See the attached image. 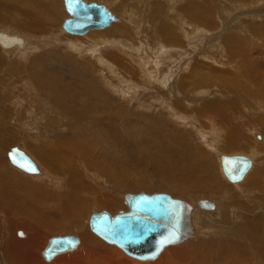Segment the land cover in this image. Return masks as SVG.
<instances>
[{
	"label": "bare ground",
	"instance_id": "1",
	"mask_svg": "<svg viewBox=\"0 0 264 264\" xmlns=\"http://www.w3.org/2000/svg\"><path fill=\"white\" fill-rule=\"evenodd\" d=\"M21 1H24L27 7L22 8L21 13L24 15L25 19L31 20V23H33L31 25V28L33 30L29 26H24V28L26 27V29L28 27V37L31 36L32 39H37L38 42H40V40H42V42H46L47 38L39 39V37L47 36H44V30H46V33L48 31L50 34L57 33L53 35V37L56 36V40L53 39L55 41V44L60 41L61 44H65V46H67L66 44H69L71 46H82L85 49L84 54L90 56L89 59H76L72 54H66L67 56H64L63 54L62 56L63 52L55 47L56 49H51L49 51L54 55V58L49 62L47 61V56L45 55H36L34 57L37 61H40L42 63V65L44 66L43 69L45 70H39L36 72L34 68L31 67L34 70V73H28V76L34 74H43L44 76L48 77L51 82H53L52 85L54 86L53 90H55V92H48L51 97H53V94L58 95L57 93H60L62 96H66V94H64L60 90V88H58L59 79L54 76L53 72V70L58 67L59 62H65L69 66L70 73H74V69L77 74L80 75L76 78V87L80 92V96H78L79 101L63 103V98L59 94V96L57 97L58 102H54L52 104V106L54 107V111H56L57 113L59 111L60 114L62 111L68 112L73 116L77 114V117L88 116L91 126H99L100 128H102V131H100L101 134L93 132L91 135L88 132L86 133V128L81 129L83 126H79L80 131H77V128L75 129L74 127L60 128L59 120H57V118L55 119L56 122H53V125L47 122V120H49L50 118L46 119L47 123L41 125V123H38L39 120L37 122V119H39L38 116L42 115L39 114L38 107L33 105L31 101L29 102V97L28 99H25L24 95L21 97V101L23 103H27L28 109L38 115L34 118H30V116H28L27 118L31 124V133H27L23 138L28 137L27 140L31 139L34 141H29L27 143L25 142L26 144L24 145H26V148L28 147V149L34 153L36 159L47 168L44 170L38 167V164L35 163L37 166V171H27L10 160V158L8 157V151L6 152L8 162H3L4 160L1 156L3 155V151L0 150V264H199L200 262L201 264H264V199H257L255 198L254 194L259 192L258 189L264 187V169L260 166H257L254 167L255 169L252 172H249L250 168L253 165V162H255L253 158L255 156L252 155V158H250L251 164H249V166L243 173V176L240 179L232 180L227 177L222 168L221 156L224 154L217 152L224 149H236L242 144L247 143L243 141V138L248 134L237 129L231 124L234 121V118L231 115V112L234 110V106H229L228 112L223 110L222 106L220 105L203 107L201 112H209L210 114L215 115L216 121L224 127L223 131L225 133L220 136V132L217 131L216 126H203L205 129L202 128V130H200V139H204L208 135V140H210L207 141L206 139H204L206 141V143L204 142L205 149L208 147L209 150L214 151L216 157L220 162L224 177L228 181H230L231 183H238L244 179L245 182L241 184L240 187V198L242 199V201L236 200V197L223 198V196H220L218 197V199H214L216 201H219L216 202L217 204L214 203V208L215 205L218 207L215 208V211L213 213H211L213 207V204L211 203L213 201H210L207 198H200L204 200H198L195 202V204L182 199L185 204L183 206L184 214L181 216L182 221H180V223L183 222V226L181 227L180 232L183 231L184 234L180 239L164 245L154 257H136L127 252L118 243L105 239L102 235L92 229L90 225V216L93 213L88 217L89 228L97 236L103 239L105 243L87 230L85 220L86 211H88L89 209H97L96 207L100 205L103 210H106L109 213L118 211V214L119 211H125L126 206H124L121 202V193L123 195V202L129 209V205L126 201V194H134L137 193V191L125 193L124 190L126 186L123 187L122 183L129 181L131 184L139 187L140 185L145 187H159L154 183L149 184L148 180H150L152 176L148 175V168L155 171L154 177L158 175V179H160V182L164 185V187L177 190L180 195H183L186 190L190 192L192 190L198 191L199 189L218 190V188H213V186L215 185V180L213 181L214 176L210 169L208 155L202 148L199 147L198 144L190 139V136L186 132L183 133L184 130L182 128H177L175 125L165 122L164 124H162V126H165L170 130H168L167 132L158 130V132H155L153 134V129L159 128L161 126H157V122H152L149 120L147 123L145 122V124L143 123V121H140L141 124L143 123V126H139L140 117L145 118L147 116H142V113L132 111V108H136L139 106L142 108L141 100L132 101L131 105L120 103L116 100L115 97L112 96V94L110 95V89L108 86L103 85V87L100 83V80L97 82L98 78L100 79L102 75L104 76L103 78L106 77L105 70L112 72L115 76L116 74H119L121 75V81L124 85L119 92H124L128 90V85L126 83V81H128V78L124 76V72H127L128 70L132 71L131 65L127 63L128 61L126 59H134V61H137L136 63L139 66H142L143 70L146 67L141 64L142 60L146 57V54L139 53V49L141 51L144 46L137 45L130 39L128 40L126 38V23L123 22L114 24L113 29H110L107 32L110 37L107 36L92 38L91 34L84 35L89 30L103 29L105 27H108L112 22L118 21L119 18L118 16H116V14H114L112 9H110L103 2H100L112 11V13L116 16V19L111 20L110 23L104 27H90L82 33L67 31L63 27L62 22V29L65 32L69 33L68 35L63 33L59 28L60 13L58 12V10H56V8L53 7L58 1L50 0L54 1L52 4L46 3L44 2V0ZM85 1L89 2V0ZM254 2L256 3L257 0H254ZM234 3L237 5L236 2ZM254 6L255 5H253V8L256 9H248L247 15L248 13L249 15L255 14L251 16L250 22L258 23V21L264 20V15H257V13H260V11L263 13L264 7ZM242 7L250 8L252 7V4H250V2H248L247 4L240 3L237 7L239 10H235L241 12V9H243ZM3 8H6V10H10L14 9V6L13 4L5 3L3 5ZM65 10L68 15L71 16L66 7ZM207 15H209L208 12ZM213 15L214 14L210 16L213 18ZM40 16L46 22L41 20ZM176 17V26L174 28H177L181 33L183 31L181 25H183V21L186 20L184 18V20H179ZM225 17H227V12L225 13ZM255 19H257V21H255ZM165 20H163L160 25L165 26V32L168 31L165 34L167 42L172 44H179L181 41L174 35L175 31L172 32L170 29L171 26H174V24L168 22V20L165 22ZM173 21L174 18L172 22ZM250 22L248 21L247 23L251 24ZM169 23H171V26L169 25ZM208 23L209 25H207V27H211V22L209 21ZM0 24H3L6 27L10 26L6 22H3L2 19H0ZM134 27H136L135 29L138 30L137 24L134 25ZM134 27L131 24L130 28L132 29ZM255 29H251V31H249L250 34H252L251 32H253ZM260 29H264V22L262 23ZM120 30L121 34L123 35L121 39L116 38L115 36L116 39L110 41L105 40V38H114V35L120 33ZM184 31L186 36L184 34L183 35L187 37L188 32L185 29ZM37 32L38 34L36 35ZM71 34L84 36L79 38L71 36ZM227 36L228 35L225 36L226 38L224 39V41L236 42L234 45L229 46L230 55L227 57L228 60L226 62V64H231L233 67L213 70L211 83L213 84L216 82L217 85L219 83H221V86L224 85L223 87L226 90L225 93H236L235 90H237V88H242L241 92L242 90H249L248 92L252 95L264 99V75H260V72H258L255 67H251L248 58L243 55L245 48L250 45V43L248 42V38L245 37L244 41V39L238 34L229 35L228 37ZM132 37H134V35ZM139 38L140 37H138V39ZM116 40L121 43L118 42L119 47L117 49H113L112 46ZM48 42L49 41H47V44ZM49 43L53 44L52 42ZM181 44L183 45L185 43L181 42ZM37 45L38 44H36L34 40H29L27 47V41L24 37L19 36L16 33H10L0 30V46L3 49H11L15 47L16 50H19L26 47V49H24L23 52L18 53L16 57H14L11 52H0V68L4 66L3 72H1L2 75L0 74V106H2L4 100V103L7 102V104L14 103V101L12 102L8 99V97H10L11 94L15 91V88L13 89L12 87L10 88L8 86L14 79L13 74L15 70V64L17 61L23 60L26 53L28 51H33ZM126 46L127 50L124 52L123 49ZM101 49H104L106 53L101 54ZM111 50L114 51L112 52ZM115 50L118 52V54L115 53ZM13 52L14 50L12 51V53ZM134 54L136 58H133ZM236 54L239 56L238 58ZM127 55H130L132 58H130V56L127 57ZM155 55V59H158L161 54L156 53ZM109 60H113L114 65H109ZM247 61L248 63H246ZM92 68L97 69L96 72L98 71V78H95L92 75V77L89 78L85 77V73H89L90 69ZM144 72L145 74H147V77L149 76V84L152 83L153 80L151 81V79L153 78H151V75L147 73L146 69L144 70ZM241 73H243V75L246 76L250 82H254L252 88L248 83L249 81L245 82V77ZM185 76L186 75H184V77ZM44 79L43 81H45ZM128 83L129 85L133 84L134 86L140 84L137 81L131 79L128 81ZM166 83H168V81H163L162 83H160V87H163L164 89L169 91L171 89L170 85L172 84H169L168 88H166ZM22 87H24V89H26L27 87L30 88L29 83L28 86L26 84H23ZM179 87L181 89L184 88L183 84H181ZM21 88L20 90H22ZM179 92L183 93L182 91ZM16 94H18V92H16ZM97 95L102 98L101 102L97 100ZM165 95L169 96L167 92L165 93ZM150 96L149 98H154ZM156 98L161 102L157 103L158 101H156L155 106L148 105L149 103H143V108L150 111V109L160 110L161 107H167L169 111L173 110V113L175 108L176 111L178 108H181V110L183 111H180L179 113L184 114L187 109L186 107H188L179 103H173L174 100L172 101L170 99L161 98L160 96H157ZM105 102L106 105L104 106ZM231 103H238L237 110L235 112V118L237 119L238 125H243L241 126L242 129L253 131V129H255V126H263L262 128H264L263 116H260L256 119H254L253 117L249 118L250 116H243L241 115V113L244 115H246V113L242 112L243 107L241 105V101H237V99L226 101V104ZM72 105L75 106L78 111L75 110ZM8 107L3 111H1L0 109V114L2 113L3 115H5V117L6 115H8V118L10 119V114L14 113V111L10 110V108ZM13 107L15 106L12 105L11 109H13ZM239 107H241V109ZM249 107H247V109L250 110ZM261 107H264V102ZM20 109L21 108L19 106V110ZM44 109H46L45 106ZM100 109L103 114L113 115V118L106 121L100 114ZM4 111H6V113ZM197 111L199 110L195 109V112ZM170 113L171 117H173L172 112ZM15 115L18 116V113H15ZM133 115L138 116L136 119H133L135 120V122H137H127L126 119H128L129 116L132 117ZM20 116L22 115L19 113L18 117ZM181 116L183 117L186 115L184 114ZM181 116H178L176 118H179ZM92 117H94L93 120ZM22 119H24V117L20 120ZM242 119H245L246 122L240 123ZM252 120L258 121L251 122ZM19 121L18 119L15 120V122ZM7 124L9 125V123ZM83 124H85V122H83ZM35 126L42 127L36 132V130H32V128H35ZM151 126H154V128L151 129ZM4 130H7L6 133L8 134L9 132L12 137L13 135H15L14 132L12 133L9 129ZM148 131L151 132L145 133ZM15 132L17 133V131ZM102 133L105 134L106 139H104ZM178 133L182 136L178 135ZM256 134V139H261L260 134L258 135L260 136L259 138L256 136ZM177 136L180 138H177ZM38 137L41 139H39ZM15 146L20 148L19 145ZM260 146L262 147V145ZM260 146L250 145L247 146V148L249 149V151H254L257 155V151L261 149ZM261 150L262 152L264 151V149ZM30 158L34 161V158H32V156ZM150 162L153 165H151ZM11 165L20 169L26 174H30L31 176L19 174V172L16 171ZM144 167L147 168L145 169V172L149 177L146 176V173L142 172ZM236 187L237 186L231 188ZM222 188L223 186L219 187V189ZM94 195H96V197ZM229 199L230 203H233L235 206H232L228 202ZM205 200L210 202L211 205H202V201ZM244 201L253 203L254 206L247 207ZM238 205L240 208L239 210H237ZM1 207L3 208V210L5 209V212H7L10 223L6 222L5 215L2 214ZM207 208H211L208 210L210 211V213L208 214L202 211ZM242 213H244V215H241ZM198 215H200L199 219L197 218ZM220 218L224 220L225 224L223 223L222 225H224L225 229H227L228 231L224 233L221 231L222 233L220 236V240H218L214 246L199 245L197 241L200 242V237L203 235V237L206 238L208 236V233H212L211 230L216 226L215 221L219 220ZM197 219L199 220L198 224ZM228 222H231V224L229 225ZM17 225H22V228H18ZM234 225H237V229L243 232L230 230ZM198 226L199 228H201L200 230ZM62 227H66V229L72 228L75 233L80 234V237H78V235L76 234L77 240L72 247L58 251L50 258H46L43 249L40 250V245L42 244L48 232L61 230ZM215 231L216 230L213 229V232ZM13 234L15 237L13 236ZM209 235L211 237V235L213 234ZM50 238L51 237L48 238V241ZM113 245H115L116 247ZM120 250L129 257L140 262L126 257ZM41 256L48 262L42 261ZM151 260L155 261L150 263H143Z\"/></svg>",
	"mask_w": 264,
	"mask_h": 264
},
{
	"label": "rangeland",
	"instance_id": "2",
	"mask_svg": "<svg viewBox=\"0 0 264 264\" xmlns=\"http://www.w3.org/2000/svg\"><path fill=\"white\" fill-rule=\"evenodd\" d=\"M0 1H1V3H0V19H2L3 22H6L7 24L10 25L9 27H6L3 24H0V30L7 31L10 33H16L19 36L24 37L25 40L27 41V47H28L29 40L30 41L34 40V42H36V44H38L33 51H28L26 53L25 58L23 60H19L15 64V70H14V74H13L14 79L12 80L11 84H9V86H8L10 88L12 87L13 89L15 88V91L11 94L10 97H8V99L11 100L12 102L14 101V103L13 104H11V103L7 104V102L4 103V101H5L4 100L2 103V106H0L1 111L6 110L8 106H9L8 108H10V110L14 111V113L10 114L11 115L10 119L8 118V115H6V117H5V115H3L2 113L0 114V119H1L0 120V150L3 151L2 152L3 155H1V156L3 157V160H4L3 162H5V161L8 162V157H6V152L9 151L11 149V147H13L15 145H19L20 148L23 149L26 154H28L30 157L32 156V158H34V161L36 164H38V167L45 170L47 167L45 165H43L40 161H38L36 159V156L34 155V153L32 151H30L28 149V147L26 148V145H24L29 141L30 142L34 141L31 139L27 140L28 137L23 138L27 133L28 134L31 133V131H30L31 124L27 118H28V116H30V118H34V117H37L38 115L35 114L33 111L28 109L27 103H23L21 101V97L23 95H24L25 99H28V97H29V102L31 101V103L33 105L38 107V112H39V114H42V115L38 116L39 119H37V122L39 120L38 123H41V125H43L44 123H47V122L51 123L53 125V122L57 118V120H59L60 126L59 125H56V126H59L60 128L74 127L75 129L77 128V131H80L79 126H83L81 129L86 128L87 129L86 133L88 132L91 135L93 132H97L98 134H101L100 131H102V128H100L99 126H91V123H90L88 116L77 117L78 116L77 114H75V116H73L72 114H69L68 112L62 111L60 114L59 111H58V113L56 111H54V109H53L54 107L52 106V104L54 102H58L57 97L59 96L60 93H57L58 95L52 93L53 97H51L50 94L48 93L51 91L55 92V90H53L54 89V86L52 85L53 82H51L49 80V78L44 76L43 74H41V75H35L34 74V75L28 76V73H34V70L36 72L39 70H45V69H43L44 66L42 65V63L40 61H37L34 57L36 55H45V56H47L46 59L49 62L54 58V55L52 54V52H49V51L51 49H56V48L63 52L62 56H63V54H64V56L66 54L67 55L72 54L76 59H89L90 56L87 54H84L85 49L82 46H71L69 44H66L67 46H65V44L62 45L60 41L57 44H55L54 40H56V36L53 37V35H55L57 33L50 34L48 31L46 33V30H44L45 31L44 36H46V35L47 36L46 37H39V39L47 38V41L52 42L53 44H51L49 42L47 44V41L42 42V40H40V42H38L37 39H32V37L29 36L31 38L30 39L27 35V33H29V32H27L28 27L26 29V27L24 28V26H29L31 28V25L33 23H31V20L25 19L24 15L21 13V9L26 7L25 2L21 1V0H0ZM55 1H58V2H56V4L53 7L56 8V10H58V12L60 13L59 28L63 33L69 35V33L65 32L62 29V25H61L63 20L69 16L65 10L64 1L63 0H55ZM89 1H92V0H89ZM94 1L103 2L104 4H106L110 9H112L114 14H116V16H118L119 19H118V21L112 22L108 27H105L103 29L89 30L84 35L91 34L92 38L107 37V36L110 37V35H108L107 32L110 29L111 30L113 29L114 24L123 23V22L126 23V29H125V31H127L126 35H125V36H127L126 38L128 40L130 39L131 41H133V43H135L137 45L144 46V48H142L141 51L139 49L140 54H143V53L146 54V57L142 60L141 64L146 66L145 69L147 70V73L151 75V78H153V79H151V81L152 80L153 81H152V83L149 84V81H150L149 76L148 77L146 76L147 74H145V72H144L145 69L143 70L142 66H139L136 63L137 61H134V59L130 60L129 58H127L126 60L128 61L127 63H129L131 65L132 71L128 70L127 72H124V76L126 78H128V81L131 79V80L137 81L140 84H138L136 86H134L133 84L129 85L130 82L128 83V81H126V83L128 85V90H126L124 92L123 91L119 92L124 86L123 82L121 81V77H120L121 75H119V74H116V76H115L112 72L105 70L106 77L108 79L106 77L103 78L104 77L103 75L99 79L98 78V71L96 72L97 69L92 68L89 71L90 74L88 72L85 73V77L89 78V77L94 76L95 78H98L97 82L100 80V83L102 86L103 85L108 86L110 89V95L112 94V96L115 97L116 100L119 101L120 103H125L127 105H131L132 101L141 100L142 108L140 106L136 107V108H132V111H136L137 113H142V116H147L145 118L140 117L139 122L143 121V123L145 124V122L147 123L149 120L152 122H157L156 123L157 126H161L159 128H154V126H151V129L154 128L153 132H152L153 134L155 132H158V130H161L163 132H167L168 130H170L169 128H167L165 126H162V124H164L165 122L171 123V124L175 125L177 128H182L184 130L183 133L186 132L190 136V139L192 141H194L196 144H198L199 147L202 148L205 151V153L208 155L209 162H210V169H211V172L214 176L213 181L215 180V185L213 186V188L214 187L218 188V190H216V189H201L200 190L199 189L198 190L199 192L197 190H192L190 192L186 190L183 193V195L182 194L180 195L177 192V190H173V189H169L167 187H164V185L160 182V179H158V175L154 177V175H155L154 170H152L150 168L147 169L144 167L142 172L146 173L145 169H147L148 175L152 176L151 179L148 180L149 184L154 183V184H157L159 187H156V188L155 187H145V186H141V185L139 187V186L131 184L129 181L128 182L126 181L125 183L121 182L123 187L126 186L124 192L128 193V192H135V191H137V192L138 191H145L147 193H153V192L164 191L173 197L181 198V199H184V200L191 202V203H194V204L198 200H204V199H200V198H207L210 201H213L211 203V204H213L211 213H213L215 211V208L218 207L215 205V208H214V203L217 204L216 202H219V201H216L214 199H218V197H220V196L221 197L223 196V198L236 197L235 198L236 200L242 201V199L240 198V196H241L240 195V187H241V184H243L245 182L244 179L238 183H231L230 181H228L224 177V174L221 170L220 162H219L218 158L216 157V154L214 153V151L209 150L208 147L205 149L206 141L204 139L209 141L210 139L208 140V135L204 139H200L201 138L200 137V135H201L200 130H202V128H204L203 126H208V125L209 126H216L217 131L220 132L219 133L220 136L225 133L223 131L224 127L221 126L220 123L216 121L215 115H212L209 112L202 113L201 110L205 106H218V105H220V106H222L223 110L228 112L229 106H234V110L231 112V115L233 116L234 121L231 124L233 126H235L237 129L243 131L244 133H247L250 136L245 134L247 136L243 138V141L247 142V143L242 144L240 147H238L236 149H224L222 151H217V152L223 153V154H228V155L244 154V155L248 156L249 158H252V155H254L255 157H253V158H254L255 162H253V165L250 168L249 172H252L255 169L254 167H257V166H260L264 169V151L262 152V150H261V149H264V128H262L263 126L262 127L255 126V129H253V131H247L245 129H242L241 126H243V125L242 124L238 125L237 119L235 118V116H236L235 112L237 110V104L238 103L226 104V101H231L232 99H234V100L237 99V101L240 100L241 105L243 107V111L242 110L241 111L246 113V115H244L242 113H241V115L246 116V117L250 116L249 118L253 117L254 119H256L260 116L264 117V107H261V105L264 102L263 101L264 99L258 98L255 95H252L251 93L248 92L249 90L248 91L242 90V92H241L242 88L238 89L237 87H235V88H237V90H235L236 93L235 92L225 93L226 90L223 87L224 85L221 86V83H219L217 85L216 82L213 84L211 83L213 70H219V69H225V68L233 67L231 64H226V62L228 60L227 57L230 55L229 46L234 45L236 42L224 41V39L226 38L225 37L226 35L229 36V35H237L238 34L239 36H241L244 39V41H245V37L248 38V42L250 43V45L248 46L246 44L248 47L245 48L243 55L246 56V58H248L251 67H255V69L258 72H260V75H262V76L264 75V29H262V30L260 29L264 20H260L261 22L258 21V23L257 22L251 23L250 22L251 16L255 15V14L249 15V13H248V15H247L248 9L249 10H255L256 9V8H253V5H255L254 7H257V6L258 7H264V0H257L256 3L254 2V0H233V1L232 0H94ZM44 2L52 4L54 1L44 0ZM234 2H236L237 5ZM248 2H250V4H252V7L243 8L244 7L243 6L242 7L243 9H241V12L236 11V10H239L237 8L238 4H240V3L241 4H243V3L247 4ZM3 3L4 4L5 3L13 4L14 9L6 10V8H3V5H4ZM256 11H259V10H256ZM207 12L209 15H207ZM226 12H227V17H225ZM263 13H264V11H263ZM263 13L260 11V13H257V15H260V14L264 15ZM212 14H214L213 18L211 17ZM236 15H238V16H236ZM175 17L179 20H184V19L186 20V21H183L184 23H183V25H181V28L183 29V31L181 33L178 31L177 28H174L176 26L175 25ZM173 18H174V21L172 22ZM40 19L43 20L44 22H46L44 19H42L41 16H40ZM212 19H214V20H212ZM259 19H262V18H259ZM163 20H165V22L168 20V22H171L174 24V26H171L170 25L171 23H169V25L171 26V28H170L171 31L172 32L175 31L174 35L176 36V38H178L181 42H184L185 44L182 45L181 42L179 44H172V43L167 42L165 34L168 31L165 32V30H166V28H164L165 26L160 25V23ZM208 20L212 24L211 27H207V25H209ZM248 21L251 24H248L247 23ZM255 21H257V19H255ZM185 23H186V25H185ZM254 23H255V25H254ZM131 24L133 27H134V25L137 24L138 30L135 29L136 27L131 29L130 28ZM133 29H134V31H133ZM184 29L188 32L187 37H185L186 35H185ZM251 29H255L253 32H251L253 35L250 34V32H249V31H251ZM139 30H141V31H139ZM37 34H38V32L36 33V35ZM84 35H73V34H71V36H75V37H79V38L83 37ZM133 35H134V37H132ZM115 36H116V38L121 39L123 37V35L121 34V30H120V33L114 35V38H112V39L105 38V40L110 41V40L116 39ZM138 37H140V38L138 39ZM119 39H117V40H119ZM117 40L113 43V46H112L113 49H117L119 47V45H118L119 41H117ZM147 40H148V42H147ZM185 41H187V42H185ZM143 42H145V43H143ZM119 43H121V42H119ZM49 44H51V45H49ZM128 44H130V43H128ZM55 45H57V46H55ZM127 46L123 49L124 52L127 50ZM251 48H253V49H251ZM24 49H26V47ZM24 49L16 50L15 47H13L11 49L10 48L9 49H3L0 46V52H2V53L11 52V54L14 57H16V55L18 53L23 52ZM235 49H237V48H235ZM13 50H14V52L12 53ZM111 51L113 52L114 50H111ZM105 53H106V51L104 49H101V54H105ZM115 53L118 54V52L116 50H115ZM156 53L161 54L158 59H155ZM129 56L130 55H127V57H129ZM238 57L239 56L237 55V58ZM130 58H132V57L130 56ZM133 58H136L135 54H134ZM8 60H10V59H8ZM108 63H109V65L110 64L114 65L113 60H109ZM246 63H248V61ZM50 66H52V65H50ZM31 67L34 68V70ZM3 68H4V66H2L0 68V74L1 75H2L1 72H3ZM198 70L201 72H199ZM53 72H54V76L59 79L58 88H60V90L64 94H66V96H62L60 94V96L63 98L62 102L63 103H69L72 101H79L78 96H80V92L76 87V78L79 77L80 75L77 74V72L74 69H73L74 73H70L69 72V66L65 62H59L58 67L55 70H53ZM113 72H114V69H113ZM241 74L243 75V73H241ZM184 75H186V76L184 77ZM165 77H166V79H165ZM244 77H245L244 78L245 82H248L249 80L247 79V77L246 76H244ZM43 79L46 82L43 81ZM160 80L162 82L168 81V83H166V85H165L166 88H168L169 84H172L173 86L170 85L171 89L169 91H167L163 87H160V85H161L160 83H162ZM244 80H243V82H244ZM49 81H50V83H49ZM28 83H29L30 88L27 87L28 89L27 88L24 89V87H22V85L26 84L28 86ZM248 83L250 84V86L252 88V85H254L253 84L254 82L249 81ZM181 84H183V86H184L183 89H181L179 87ZM253 87H255V86H253ZM20 88L22 90H20ZM158 90H160V91H158ZM179 91H182L183 93H180ZM16 92H18V94H16ZM166 92L168 93L169 96L165 95ZM149 96L154 97V98H149ZM157 96H160L161 98H165V99H170L172 101L174 100L175 102L173 101V103H179L181 105L188 106V107H186L187 109L184 112V114L186 116L182 117L181 115H184V114L179 113L180 111L181 112L183 111V110H181V108H178L177 111L175 108L174 113H173V110L169 111V109H167V107L166 108L161 107L160 110H153V109L152 110L150 109V111L147 109L145 110L143 108V103H147V104L149 103L148 105L155 106L156 101H158V99L156 98ZM96 97H97V100L101 102L102 98H100L99 95H97ZM145 100L146 101L148 100V101L146 102ZM159 102H161V101H158L157 103H159ZM20 103H21V105H20ZM9 104H11V105H9ZM12 105L15 106V107H13V109H11ZM105 105H106V102L104 103V106ZM3 106H7V107H3ZM19 106L21 108L20 110H19ZM44 106L46 107V109H44ZM73 107L75 110H77L75 108V106H73ZM247 107H249L250 110L247 109ZM239 108L241 109V107H239ZM195 109L196 110L198 109L199 111L195 112ZM21 111L23 114L21 113ZM132 111H130V112H132ZM175 111H176V113H175ZM4 112L6 113V111H4ZM170 112H172L173 117H171ZM15 113H18V116L20 113L24 117V119L25 118L26 119L25 120L22 119L23 121L20 120L23 117L22 116L18 117L15 115ZM100 114L102 115V117L106 121L113 118V115L103 114L101 112V109H100ZM43 115L45 116V120H44ZM60 116H61V118H60ZM178 116H181V117L176 118ZM129 117H128V119H126L127 122H130V123H133V122L136 123L137 122V121L135 122V120H133V119L134 118L136 119L138 116L133 115L132 117L131 116H129ZM17 119H18V121L19 120L20 121L15 122V120H17ZM46 119H49V120H47V122H46ZM93 119H94V117H92V120ZM11 121H12V123H11ZM21 121L23 122V124ZM49 121H51V122H49ZM255 121H258V120H252L251 122H255ZM83 122H85V124H83ZM245 122H246V120L242 119L240 123H245ZM7 123H9V125ZM17 123H19V124H17ZM143 123L141 124V122H140L139 126H143ZM180 125H183V126H180ZM41 127L42 126H35V128H32V130H36V132H37L38 129H40ZM27 128L29 129V132H28ZM160 128H162V129H160ZM4 129H9L12 133L14 132V134H15V135H13L14 138L10 135L9 132L7 134L6 133L7 130H4ZM206 130H208V129H206ZM15 131H17V133ZM18 131H19V133H18ZM24 131H26V132H24ZM149 132H151V131H148L145 133H149ZM256 133H258V134H256ZM17 134H19V135H17ZM255 134L258 138L261 136V139L257 140L255 137ZM259 134H260V136H258ZM102 135H103L104 139H106L105 134L102 133ZM178 135H181V134L178 133ZM2 136H3V138H2ZM177 138H180V137L177 136ZM12 139H13V141H12ZM39 139H41V138H39ZM1 140H3V141H1ZM102 143H105V142H102ZM250 145H257V146L262 145V147L260 146L261 149L259 151H257V155L255 154L254 151H249L247 146H250ZM151 165H153V164L151 163ZM12 167L16 171H18L19 174H21V175L31 176L30 174H26L25 172L21 171L20 169L14 167V166H12ZM148 175L146 173L147 177H149ZM211 182H209V183H211ZM221 186H223V188L219 189V187H221ZM235 186H237V187L231 188V187H235ZM189 190H191V189H189ZM202 190H204V191H202ZM258 191L259 192L254 193L255 198L264 199V187L258 189ZM94 196L96 197V195H94ZM214 196H216V197H214ZM120 197H121L122 204L124 206H126V210H128L127 205L123 202L122 193H121ZM225 202H226V200H225ZM228 202L230 203V199L228 200ZM244 202H245L247 207L254 206L253 203H249L246 201H244ZM230 204L232 206H235L233 203H230ZM96 208L97 209H89L88 211H86V220H85L87 230L95 236H97V235L94 232H92L89 228L88 217L90 214H92L94 212L103 210V208L100 205L97 206ZM237 208H238L237 210L240 209L239 205ZM209 209H211V208H207V209H204L202 211H204L205 213L208 214V213H210V211H208ZM1 210H2V214L5 215L6 222L10 223L9 217L7 215V212H5V209L3 210V208L1 207ZM117 212L118 211L110 212V214L114 215V214H117ZM241 215H244V213H242ZM199 216L200 215H198V217H197L198 219H199ZM198 219H197V224L199 222ZM215 223H216V226L213 229H215L217 232L216 231L213 232V229H212L211 230L212 233H208V236L206 238H204L202 235L200 237L201 238L200 242L197 241L199 245H205V246L213 245L214 246L217 243V241L220 240L221 233L228 231L227 229H225L224 225H222L223 223L225 224V222L222 218L215 221ZM228 224L230 225L231 222H228ZM17 227L22 228V225L21 226L17 225ZM198 228H199V226H198ZM200 229L201 228H199V230ZM230 230L239 231L237 229V225H234ZM239 232H243V231H239ZM66 234H70V235H74V236L78 235V237H80V234L75 233V231H73L72 228L66 229V227H62L61 230L47 233V235L45 236V239L43 240L42 244L40 245V248H41L40 250L43 249V251H44V248L48 244L47 242H48L49 237L56 236V235H66ZM209 234H213V235H211V237H210ZM13 236H14V234H13ZM97 237L99 239H101L99 236H97ZM101 240L105 243V241L103 239H101ZM110 245H112V244H110ZM113 246H115V245H113ZM66 253H68V252H66ZM122 253L124 254V252H122ZM62 254H65V253H62ZM62 254H59V255H62ZM124 255L130 259H133L126 254H124ZM41 260L44 262H48L42 256H41ZM133 260L138 261L136 259H133ZM155 260L146 261L143 263H150V262H153ZM138 262H140V261H138ZM199 264H201V262Z\"/></svg>",
	"mask_w": 264,
	"mask_h": 264
},
{
	"label": "water",
	"instance_id": "3",
	"mask_svg": "<svg viewBox=\"0 0 264 264\" xmlns=\"http://www.w3.org/2000/svg\"><path fill=\"white\" fill-rule=\"evenodd\" d=\"M65 7L71 16L64 19L62 25L70 32L82 33L90 27H104L116 16L103 3L85 0H64ZM17 157L13 162L12 156ZM8 157L16 165L23 164V169L35 172V162L20 148L13 146L8 151ZM221 164L228 178L240 179L251 164L249 157L243 154L222 155ZM21 167V166H19ZM34 168L35 171L29 170ZM129 209L111 215L106 210L93 213L90 216L92 229L109 241L121 245L130 254L147 258L154 257L166 245L165 241L173 236L180 239L184 232L180 229L181 216L184 214L185 202L181 198L170 196L167 192L147 193L140 191L126 194ZM202 205L210 206V202L202 201ZM77 237L66 234L56 235L49 239L44 249L46 258L58 251L72 247Z\"/></svg>",
	"mask_w": 264,
	"mask_h": 264
},
{
	"label": "snow or ice",
	"instance_id": "4",
	"mask_svg": "<svg viewBox=\"0 0 264 264\" xmlns=\"http://www.w3.org/2000/svg\"><path fill=\"white\" fill-rule=\"evenodd\" d=\"M11 156H12V159H13V162H16V160H17V157L14 155V154H10ZM19 166H21V167H24L25 165H23V164H20ZM29 170H32V171H35V169L34 168H30ZM175 239H176V237L175 236H173L170 240H168V241H165V243H171V242H174L175 241Z\"/></svg>",
	"mask_w": 264,
	"mask_h": 264
}]
</instances>
